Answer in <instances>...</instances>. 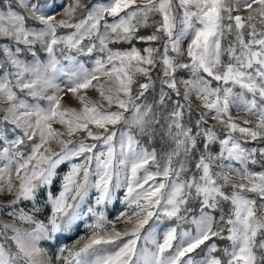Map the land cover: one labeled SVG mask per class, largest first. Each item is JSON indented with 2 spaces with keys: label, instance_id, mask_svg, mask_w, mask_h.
I'll return each instance as SVG.
<instances>
[{
  "label": "snow or ice",
  "instance_id": "6c2138e0",
  "mask_svg": "<svg viewBox=\"0 0 264 264\" xmlns=\"http://www.w3.org/2000/svg\"><path fill=\"white\" fill-rule=\"evenodd\" d=\"M0 113V264H264V0H0Z\"/></svg>",
  "mask_w": 264,
  "mask_h": 264
},
{
  "label": "rangeland",
  "instance_id": "374dc122",
  "mask_svg": "<svg viewBox=\"0 0 264 264\" xmlns=\"http://www.w3.org/2000/svg\"><path fill=\"white\" fill-rule=\"evenodd\" d=\"M140 46L141 45H138V47H140ZM125 47H126V45H125ZM89 66H90V62H89ZM188 76H190V73H188L186 70L185 71H182V72H180L178 74V78H186ZM90 95H92L95 98V95L96 94L95 93H90ZM65 99H66V101L68 103H70L72 105H75V103H76L74 100H71L68 97H66ZM0 115H2V113H0ZM243 115H244L243 113H234V116H243ZM248 118L249 119H252L251 117H248ZM249 146L251 147V146H255V145L254 144H249ZM66 170H67L66 166H64V167L61 168V171L62 172L63 171H66ZM121 197H122V193H121ZM4 199H7V198L5 197ZM23 206H25V205H22V207ZM123 207H124L123 204L120 203L119 201L114 202V204L108 205V212H107V214L109 216V219H114L116 213L119 212V211H121V210H123ZM2 218H4V217H0V219H2ZM41 218H43V217H41ZM84 234H85V229H84L83 225H81V228H80L79 232H70V233H67L66 234L67 235V238H63L60 241V243L61 244H68L70 246L74 242L75 239H77L80 235H84ZM49 251H50V254H51V253L55 252L56 249H55V247H52V248L49 249Z\"/></svg>",
  "mask_w": 264,
  "mask_h": 264
}]
</instances>
